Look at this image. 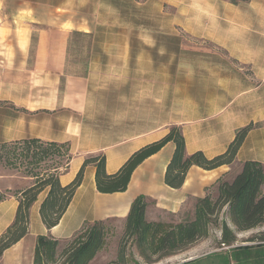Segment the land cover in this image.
<instances>
[{"label": "crops", "instance_id": "obj_1", "mask_svg": "<svg viewBox=\"0 0 264 264\" xmlns=\"http://www.w3.org/2000/svg\"><path fill=\"white\" fill-rule=\"evenodd\" d=\"M77 2L0 0V144L25 140L67 144L72 159L68 171L60 176L66 187L86 159L105 156L106 173L115 175L136 152L161 141L172 127L182 130L187 155L202 152L209 160L225 154L241 129L249 125L253 129L232 164L214 170L192 167L180 189L166 184L176 150L172 142L134 171L123 193L98 192L96 166L88 165L60 223L48 229L42 220L41 206L50 190L46 189L31 209L28 235L4 253L0 264H34L39 237L61 244L95 222L125 226L138 197L147 200L148 222L165 223L171 217L180 224L191 217L198 200L215 197L220 182H233L245 162L264 166V0L236 4L229 0H157L174 12L169 28H178L190 43L182 52L184 71L179 74L180 54L171 46L161 50L160 45L164 39L175 43L177 34L138 36V41L145 43L147 37L154 45L135 51L128 34H98L95 13L90 14L91 21ZM74 32L93 39L85 79L66 71L68 37ZM59 39L61 49L54 50ZM162 57L165 61L160 63ZM117 86L121 87L120 109L112 111L108 121L153 125L111 143L87 123L97 113L99 94ZM112 98L105 96L106 101ZM29 180L32 183L27 188L34 183ZM21 192L0 202V237L15 220ZM227 224L238 241L242 232L228 215ZM217 239L221 242L222 231ZM199 242L186 252L200 249L204 243ZM228 247L233 249V245Z\"/></svg>", "mask_w": 264, "mask_h": 264}, {"label": "trees", "instance_id": "obj_2", "mask_svg": "<svg viewBox=\"0 0 264 264\" xmlns=\"http://www.w3.org/2000/svg\"><path fill=\"white\" fill-rule=\"evenodd\" d=\"M229 1L236 4L240 0ZM252 129L253 125L241 129L225 154L209 160L202 152L187 155L182 130L173 127L161 141L136 152L115 175L106 173L105 156L98 155L86 159L76 179L66 187L61 185L60 176L68 171L72 159L67 144L46 143L40 140L0 144V152L4 154L0 160L10 167L18 164L25 167V177L34 181L31 187L21 192L15 220L0 237V259L8 249L28 235L31 209L40 193L46 189L50 190L41 206L42 220L48 229L60 223L76 191L83 183L84 171L88 165L96 166L98 192L123 193L127 191L134 171L144 161L172 142L176 150L167 169L166 184L173 189H180L192 167L214 170L232 164ZM263 183V164L255 161L245 162L233 182H220L214 198L208 195L197 201L193 220L187 219L177 225L148 222L147 200L145 197H138L133 202L126 220L122 241H132L147 263H158L187 251L199 241L208 238L211 228H221L222 244L234 245L237 237L226 221L220 223V215L227 207V214L238 232H247L261 227L264 224ZM4 200V197L0 198V202ZM105 230V222H95L85 226L64 249L63 264H90L106 245ZM255 241L260 242V246L264 245V232ZM59 245L56 240L39 237L34 264H47L49 261H54ZM241 252L238 250V253ZM121 257L124 258V252L121 253Z\"/></svg>", "mask_w": 264, "mask_h": 264}, {"label": "rangeland", "instance_id": "obj_3", "mask_svg": "<svg viewBox=\"0 0 264 264\" xmlns=\"http://www.w3.org/2000/svg\"><path fill=\"white\" fill-rule=\"evenodd\" d=\"M57 1L62 2L66 0H50L52 3H56ZM76 1H78L75 3L77 5L81 2V6L83 8L81 10V12H83L82 14L91 19V21H94V17L90 14L95 13L98 24V34H128L134 40L132 49L135 51L138 49H151L149 46L154 45V42L149 41L150 38L147 37L145 43L138 41V36H148L150 34L158 36L177 34L179 37L176 38L175 43L167 42L164 39L160 45L161 50L164 49V46H171L180 54L177 59L178 74L184 71L183 66L185 61L184 54L182 52L186 49V45L190 46V43L187 44L183 33L178 28L176 31L169 28L168 20L172 17V15H174L173 10L161 6L157 0ZM79 14L81 13L79 12ZM108 28H113L114 31L112 32L108 30ZM143 30H145V32H143ZM68 38L69 51L66 71L71 75H76L77 77L85 79L88 76V67L93 49V39L88 36L85 37L81 33L77 34L76 32L70 33ZM59 42H61V39L57 40L56 43L53 44L55 47L54 50L61 49ZM55 61L58 62L59 59ZM158 61L163 63L165 60L162 57ZM114 89H116V91H114ZM124 93L128 94L127 91ZM130 93H134V91ZM120 94V86H117L116 88L113 87V90L110 88V91L107 92L102 91L99 94V106L95 108L97 113H92L93 117L89 119L90 122L87 123V125L98 129L106 135V140H104L105 142L115 143L121 141L125 139L127 135H135L140 132V129L148 128L153 125L152 123H110L108 121V117H111L110 114H112V111L115 109L119 111L120 109L118 108L120 105L119 99H121V96H119ZM111 95L113 98L106 101L105 96L111 97ZM144 101L146 107L150 105L147 99ZM105 102L112 103L113 105L116 104L117 107H109L111 105L109 104L106 108L104 104ZM146 110L148 109L146 108ZM157 114H159V110ZM160 114H162V110H160ZM89 116L91 115L89 114ZM259 125L260 124H257V126ZM3 155L4 154L0 152L1 158ZM25 176V167H22L19 164L15 167H10L6 162L0 160V198L4 197V199H7L10 194L14 193L17 195L22 190L27 188L32 181L29 179H23L27 178ZM194 212L195 209L190 215L191 217L187 219L193 220ZM227 215V212L221 213L220 223L223 221L227 222ZM169 221L170 223H167ZM177 222L178 220L170 217V219L168 218V221L164 224L177 225ZM124 229L125 226H122V224L118 222L112 221L106 223V245L98 253L97 259H95L92 264H264V245L260 246L261 243L255 241L258 239L260 234L264 232V224L254 230L240 233L237 243L233 245V249H230L228 246L223 247L221 242L218 241L217 238L219 236V231H221L220 227L211 228L208 238L201 240L204 244L200 249H194L193 252L189 253L185 251L158 263H147L140 255L136 245L132 241H122ZM70 243L71 241L61 243L57 249L54 261H49L47 264H63L65 258L62 253ZM224 250L225 252H223ZM238 250L242 252L238 253ZM122 252H124V258L121 257ZM190 259L193 260V262H184Z\"/></svg>", "mask_w": 264, "mask_h": 264}]
</instances>
